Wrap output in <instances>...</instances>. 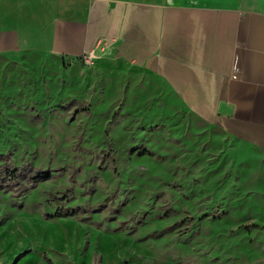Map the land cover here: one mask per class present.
<instances>
[{"label": "rangeland", "instance_id": "obj_1", "mask_svg": "<svg viewBox=\"0 0 264 264\" xmlns=\"http://www.w3.org/2000/svg\"><path fill=\"white\" fill-rule=\"evenodd\" d=\"M49 40L0 52V264H264V152Z\"/></svg>", "mask_w": 264, "mask_h": 264}, {"label": "crops", "instance_id": "obj_2", "mask_svg": "<svg viewBox=\"0 0 264 264\" xmlns=\"http://www.w3.org/2000/svg\"><path fill=\"white\" fill-rule=\"evenodd\" d=\"M44 29L153 75L208 123L264 152V0H0V52ZM29 44L28 42H26Z\"/></svg>", "mask_w": 264, "mask_h": 264}, {"label": "trees", "instance_id": "obj_3", "mask_svg": "<svg viewBox=\"0 0 264 264\" xmlns=\"http://www.w3.org/2000/svg\"><path fill=\"white\" fill-rule=\"evenodd\" d=\"M8 170V169H7ZM6 170V172H7V175L8 176H11V177H8V179L7 180H10V179H15L16 178V174H15V170H12V169H10V170H8L7 171ZM45 174H38V175H36L34 178V180H33V185H35V184H37L38 182H40V181H43V180H45V179H47V178H49V176H50V172L49 171H45L44 172Z\"/></svg>", "mask_w": 264, "mask_h": 264}]
</instances>
